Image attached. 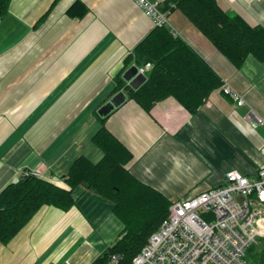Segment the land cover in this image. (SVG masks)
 I'll return each instance as SVG.
<instances>
[{
	"label": "crops",
	"instance_id": "obj_1",
	"mask_svg": "<svg viewBox=\"0 0 264 264\" xmlns=\"http://www.w3.org/2000/svg\"><path fill=\"white\" fill-rule=\"evenodd\" d=\"M150 1L167 14L165 28L247 106L220 89L194 114L173 97L145 111L126 90L117 92L125 60L156 28L132 0H11L0 18V193L28 171L68 188L64 178L77 159L103 158L93 142L103 124L132 153L127 169L172 203L223 185L227 172L253 177L264 167V126L246 120L249 110L264 120V62L249 57L235 69L174 3ZM217 2L230 17L264 28V0ZM120 92L126 101L103 117L101 108ZM75 196L69 211L45 206L0 244V264H94L123 224L114 204L86 184Z\"/></svg>",
	"mask_w": 264,
	"mask_h": 264
},
{
	"label": "trees",
	"instance_id": "obj_2",
	"mask_svg": "<svg viewBox=\"0 0 264 264\" xmlns=\"http://www.w3.org/2000/svg\"><path fill=\"white\" fill-rule=\"evenodd\" d=\"M11 0H0V18L8 13ZM175 4L187 20L215 47L232 67L240 69L249 57L264 62V28L251 26L242 17H230L217 0H167ZM76 3L69 9L72 13ZM86 11H79L78 16ZM153 65L146 81L133 89L121 77L126 67ZM117 76L116 91L126 90L130 99L145 111L169 97L175 98L190 114L196 113L223 81L210 64L182 38L165 27H156L125 60ZM105 121V120H103ZM105 123V122H104ZM104 156L98 163L85 157L77 159L64 178L62 188L35 176L22 177L0 193V244L12 241L45 206L69 211L76 203L77 188L86 184L114 204V214L123 224L118 239L94 264H111L115 254L119 264H131L149 237L168 215L170 202L163 194L139 181L128 169L132 153L106 126L93 137ZM252 247L247 260L264 264V240Z\"/></svg>",
	"mask_w": 264,
	"mask_h": 264
},
{
	"label": "built area",
	"instance_id": "obj_3",
	"mask_svg": "<svg viewBox=\"0 0 264 264\" xmlns=\"http://www.w3.org/2000/svg\"><path fill=\"white\" fill-rule=\"evenodd\" d=\"M155 27L168 25L167 14L159 2L132 0ZM153 68L148 63L139 67L146 76ZM222 92L238 107L245 99L227 82ZM246 120L264 126V120L249 110ZM37 172H24L23 177ZM264 240V167L255 176L246 177L237 171L225 174L221 186L198 196L171 204L167 217L149 237L147 244L131 264H250L247 254ZM122 256L115 254L111 264H119Z\"/></svg>",
	"mask_w": 264,
	"mask_h": 264
},
{
	"label": "water",
	"instance_id": "obj_4",
	"mask_svg": "<svg viewBox=\"0 0 264 264\" xmlns=\"http://www.w3.org/2000/svg\"><path fill=\"white\" fill-rule=\"evenodd\" d=\"M123 78L133 89H138L145 81L146 77L140 75L137 66H131L123 75ZM127 99L126 94L120 92L113 96L100 110L103 117L108 116L116 108H119Z\"/></svg>",
	"mask_w": 264,
	"mask_h": 264
},
{
	"label": "rangeland",
	"instance_id": "obj_5",
	"mask_svg": "<svg viewBox=\"0 0 264 264\" xmlns=\"http://www.w3.org/2000/svg\"><path fill=\"white\" fill-rule=\"evenodd\" d=\"M261 243V242H260ZM261 244L257 245V247H260Z\"/></svg>",
	"mask_w": 264,
	"mask_h": 264
}]
</instances>
